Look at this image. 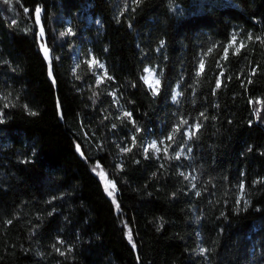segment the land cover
Wrapping results in <instances>:
<instances>
[{"label":"trees","instance_id":"16d2710c","mask_svg":"<svg viewBox=\"0 0 264 264\" xmlns=\"http://www.w3.org/2000/svg\"><path fill=\"white\" fill-rule=\"evenodd\" d=\"M195 1L0 0V264H264V0Z\"/></svg>","mask_w":264,"mask_h":264},{"label":"snow or ice","instance_id":"6c2138e0","mask_svg":"<svg viewBox=\"0 0 264 264\" xmlns=\"http://www.w3.org/2000/svg\"><path fill=\"white\" fill-rule=\"evenodd\" d=\"M4 2H5V3H10L11 0H4ZM39 12H40V9L37 8V9H36L37 22H39ZM40 35H41V36L44 35L43 29H41ZM238 51H239V49H237V52H238ZM45 53L47 54V50H46V49H45ZM225 53H227V49H225ZM93 64H97L100 68H104V65L101 64V63H99V61H96L95 59L89 61V66H92ZM203 68H204V64H203V61H201L200 66H199V71H197V75H200V74L202 73ZM144 72H145L147 75L142 76V77H141V80H142V81L144 82V84L149 88V90L152 92L153 95H158V94H159L160 80H159V78L156 76L155 71L152 70V69L145 68V69H144ZM253 74H254V73H253ZM221 75H223V73H221ZM104 76H107V72H106V71H105V73H104ZM108 78L111 79V77H108ZM100 82H101V80L98 79L97 83H100ZM249 82H250V81H249ZM220 86H221V82H220V80L218 79L217 82H216V87L219 88ZM177 95H178V94H177ZM173 101H176V95L173 96ZM257 114H259V113H257ZM201 115H203V113H202ZM123 117H127V118H129V119L131 120V122L133 123V125L135 126V121L132 120V114H131L130 112L124 111V112H123ZM123 117H121V118H123ZM187 123H188L187 120H181L180 123H179L178 125H176V126L173 128V132L170 133L165 139H166L167 141H173V137H174V135H175L176 133H179V132H180V129H181V126H182V125H185V124H187ZM113 127H115V125H113ZM199 127H200V125L197 123V124L193 125V126L189 129V131L184 132L183 134L186 135V136H188L189 139H191L192 136L195 134V131H193L192 129L198 130ZM140 131H141V129L137 127V128H136V132L138 133V132H140ZM132 142H133V145H135V142H136V136H135V135H133V137H132ZM159 143L162 145V144H164V141L161 140ZM169 146H170V145H169ZM169 146H165V147H164L163 150H164L165 154H167V151H168V147H169ZM149 148L153 149L156 153H159V152L161 151V148L158 147V142H157L156 140H152L151 142H149V144L144 148L145 153L148 152V149H149ZM121 151H125V152H127V151H131V148H122ZM182 151H183V150H181L180 152H176L174 158H175V159H179L180 156H181V154H182ZM188 151H191V149L189 148ZM181 175H183V173H181ZM186 178H187V177H186ZM112 187L114 188L115 185L113 184ZM240 188H241V192H243V189H244V185H243V183H241ZM105 191L108 192V195H109V196H112V194H113L112 191H109L107 187H106ZM197 195H199V193H197ZM128 238H129V240L131 241V235H129ZM57 250H59V249H57ZM201 251L204 252V251H206V250L202 249ZM62 254H63V253H62Z\"/></svg>","mask_w":264,"mask_h":264},{"label":"rangeland","instance_id":"374dc122","mask_svg":"<svg viewBox=\"0 0 264 264\" xmlns=\"http://www.w3.org/2000/svg\"><path fill=\"white\" fill-rule=\"evenodd\" d=\"M195 3L198 4L197 6H199L201 4L224 5V4L228 3V0H196ZM170 10H171L172 14L176 17H181L186 13V11L179 9V7H177V6H172V5H170ZM148 69H150V68H148ZM145 75H147V74L144 72L143 76H145ZM176 97H177V95H176ZM158 147H160V146H158ZM149 150L153 151L155 153V155L158 154L151 148H149ZM97 177L99 178V181L101 182L104 189H106V187H107L109 191H112L113 194L110 197L113 198L115 191H116L115 187L114 188L112 187L113 182L107 178V176L105 175V173L103 171L97 172ZM105 192L108 194L107 191H105Z\"/></svg>","mask_w":264,"mask_h":264}]
</instances>
